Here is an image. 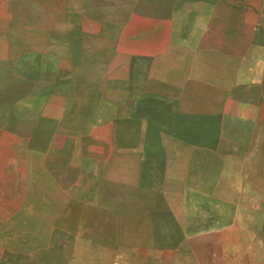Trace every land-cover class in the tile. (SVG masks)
I'll use <instances>...</instances> for the list:
<instances>
[{
	"label": "rangeland",
	"instance_id": "1",
	"mask_svg": "<svg viewBox=\"0 0 264 264\" xmlns=\"http://www.w3.org/2000/svg\"><path fill=\"white\" fill-rule=\"evenodd\" d=\"M18 3L15 20L0 23V85H12L9 61L21 77L20 103L0 126V264H156L140 247L113 244L124 238V214L80 203L92 185L87 152L107 158L96 165L99 178L136 183L149 161L121 153L109 167L124 122L112 132L97 124L103 113L145 116L143 126L134 118V141L174 147L160 131L193 104L197 142L217 150L199 151L193 175L179 183L185 196L169 198L197 212L194 245L176 246L175 263L264 264V0ZM164 85L185 91L180 103L164 100ZM98 194L109 206L107 181ZM237 208L239 224L223 230Z\"/></svg>",
	"mask_w": 264,
	"mask_h": 264
},
{
	"label": "crops",
	"instance_id": "2",
	"mask_svg": "<svg viewBox=\"0 0 264 264\" xmlns=\"http://www.w3.org/2000/svg\"><path fill=\"white\" fill-rule=\"evenodd\" d=\"M19 6L18 0H0V23L14 21L15 18L10 17L9 13L12 10L16 11V9H19ZM12 46H16L17 48L15 49H19V45L13 43ZM4 64V60L2 61L0 59V70L3 76L6 74L3 72L5 70L3 67ZM8 64L9 70L7 77L12 80V85H0L1 127L5 126V121L10 117L9 112L14 110L15 103L18 105L21 100L20 93H18L20 88L19 81L21 80L20 68L14 61H9ZM1 74L0 76H2ZM158 91L164 100L170 102L178 101V103H180L181 98H184L186 94L185 91L182 92L176 86L170 85H164V88H160ZM14 93L17 94L16 98ZM108 102L109 106L112 105L113 107L115 105L114 108H117L111 99ZM114 112L116 111L112 109L105 111L103 113V119L98 121V123L96 122L100 125H107L112 132L116 131V123L118 124L120 122L118 120L120 117H122L124 122L122 130L118 131L124 134L123 143H118L119 141L117 142L116 136L110 141L113 149L109 153V167H113L112 164L115 157L121 155V153H124L128 157L133 156V154L138 156L139 154L142 159L147 158L149 166L145 168V163H141V179L136 183H133L127 177L123 182L117 181V178L112 177L114 175H110L107 179H101L97 176L96 165L104 164L107 158L101 156L100 154L103 155V152L98 151V149H94L92 154L87 152V156L92 159L93 165L91 176L92 185L90 192L87 191L86 193L85 188L83 189V195L80 192V203H90L92 200L91 203L96 210L108 209L114 215L124 214V219L118 222L117 227L118 229H122L125 235L124 238H115L112 241L114 245L140 247L138 251L142 258L155 261L156 264H166L165 261L176 264V246L180 248L185 245H194V239L197 236L198 230L196 222L197 212L195 209L185 205L173 206L169 198L175 195L179 197L185 196L184 191L179 188V183L193 175L191 173L192 163L197 160L199 151L213 152L217 148L212 143L197 142L196 136L198 130L195 124L197 110L195 104H193L192 108L189 105L187 109H180L178 107L172 112V118H168L165 121L164 127L166 129L160 131L171 134L169 138L177 143L174 147H168L165 144L154 146L153 143H147L146 139L142 140V137L140 142L136 143L133 137L130 136L133 134L134 118L139 117L138 120L136 118L137 121L135 123L143 126L146 124V117L137 114L134 117L132 110L124 111V116L118 113L114 114ZM170 127L171 129H167ZM181 152H185L183 155L185 154L184 157L186 159L182 157ZM85 156L86 153L83 151L84 160ZM174 157H177V159H174ZM173 162H176L178 165H175ZM128 165L131 166L132 164L128 162L125 169ZM181 170L184 177L179 180L173 175L175 172ZM102 180L107 181L111 192V195L106 198L109 200V206L100 202L101 195L98 194V190ZM120 194H124L126 201L125 205L118 210L116 204ZM110 203H114V205H110ZM238 210L237 208L228 211L229 221L223 226V230L233 228L239 224L238 220H234L235 215L239 213ZM211 228V226L210 228L208 226L205 230L208 231ZM126 231H129V234ZM142 264H149V262H143Z\"/></svg>",
	"mask_w": 264,
	"mask_h": 264
}]
</instances>
